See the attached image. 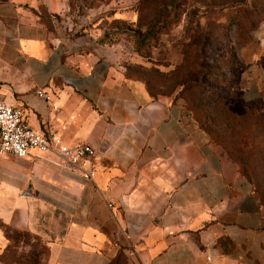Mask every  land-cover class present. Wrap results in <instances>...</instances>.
<instances>
[{"label":"crops","instance_id":"obj_1","mask_svg":"<svg viewBox=\"0 0 264 264\" xmlns=\"http://www.w3.org/2000/svg\"><path fill=\"white\" fill-rule=\"evenodd\" d=\"M65 7L0 0V99L32 129L92 146V178L52 153L0 156V221L46 239V264H264L260 202L237 162L184 105L63 37ZM238 54L241 98L264 104V25Z\"/></svg>","mask_w":264,"mask_h":264},{"label":"rangeland","instance_id":"obj_2","mask_svg":"<svg viewBox=\"0 0 264 264\" xmlns=\"http://www.w3.org/2000/svg\"><path fill=\"white\" fill-rule=\"evenodd\" d=\"M58 18L68 41L110 56L152 97L210 127V141L251 176L264 224V104L244 101L237 83L239 49L264 25V0H66ZM47 252L39 234L0 221V264H46Z\"/></svg>","mask_w":264,"mask_h":264},{"label":"built area","instance_id":"obj_3","mask_svg":"<svg viewBox=\"0 0 264 264\" xmlns=\"http://www.w3.org/2000/svg\"><path fill=\"white\" fill-rule=\"evenodd\" d=\"M60 43V40L57 41ZM38 96L49 98L43 90ZM24 110L0 99V156L25 157L32 150L52 153L66 162L72 169L81 171L83 178L91 179L93 170L86 163L96 156L95 149L86 143L68 145L54 132L32 129L25 121Z\"/></svg>","mask_w":264,"mask_h":264},{"label":"trees","instance_id":"obj_4","mask_svg":"<svg viewBox=\"0 0 264 264\" xmlns=\"http://www.w3.org/2000/svg\"><path fill=\"white\" fill-rule=\"evenodd\" d=\"M216 102H218L222 107H223V109H224V105H225V103L223 102V101H216ZM220 116H221V114H219L217 111H215L214 113H213V118H215V119H221L220 118ZM196 121H198L199 120V117L197 116L196 118ZM225 127H228V129L230 128V126H228V125H226V124H223ZM201 128L203 127L202 126V124H200L199 125ZM223 128V126L221 127V129ZM205 132L207 131V133L210 131V127H207V129H203ZM212 140V142L213 143H219V144H221L222 145V147L225 149V151L228 153V147H227V145L225 144V143H223V141H220L219 139H214V138H212L211 139ZM241 173L244 175V176H246L247 175V169L244 167H242L241 168ZM247 177V176H246ZM249 180H251V176H249L248 175V177H247Z\"/></svg>","mask_w":264,"mask_h":264}]
</instances>
